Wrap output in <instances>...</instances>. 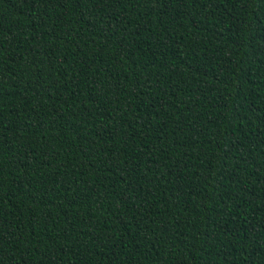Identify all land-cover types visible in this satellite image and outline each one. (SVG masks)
<instances>
[{
	"label": "trees",
	"instance_id": "1",
	"mask_svg": "<svg viewBox=\"0 0 264 264\" xmlns=\"http://www.w3.org/2000/svg\"><path fill=\"white\" fill-rule=\"evenodd\" d=\"M0 264H264V0H0Z\"/></svg>",
	"mask_w": 264,
	"mask_h": 264
}]
</instances>
